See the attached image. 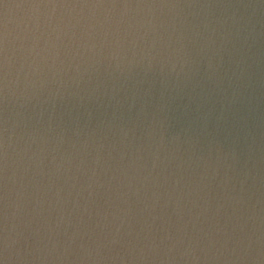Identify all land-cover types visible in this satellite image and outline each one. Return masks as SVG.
<instances>
[{
	"label": "water",
	"instance_id": "95a60500",
	"mask_svg": "<svg viewBox=\"0 0 264 264\" xmlns=\"http://www.w3.org/2000/svg\"><path fill=\"white\" fill-rule=\"evenodd\" d=\"M0 264H264V0H0Z\"/></svg>",
	"mask_w": 264,
	"mask_h": 264
}]
</instances>
